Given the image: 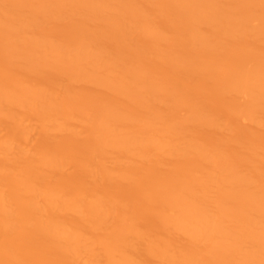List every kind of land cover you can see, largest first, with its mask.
I'll list each match as a JSON object with an SVG mask.
<instances>
[{"label":"bare ground","instance_id":"6f19581e","mask_svg":"<svg viewBox=\"0 0 264 264\" xmlns=\"http://www.w3.org/2000/svg\"><path fill=\"white\" fill-rule=\"evenodd\" d=\"M0 264H264V0H0Z\"/></svg>","mask_w":264,"mask_h":264}]
</instances>
